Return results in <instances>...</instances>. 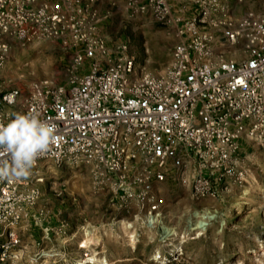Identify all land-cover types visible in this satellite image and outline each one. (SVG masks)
I'll use <instances>...</instances> for the list:
<instances>
[{"label":"built area","instance_id":"2783aa9c","mask_svg":"<svg viewBox=\"0 0 264 264\" xmlns=\"http://www.w3.org/2000/svg\"><path fill=\"white\" fill-rule=\"evenodd\" d=\"M84 1L0 0V76L11 39L30 45L69 38L83 45L74 54V71L105 54L103 41L86 35ZM149 6L158 21L169 15L161 1ZM214 6L222 11L218 29L200 31L198 23L209 15L202 9L179 29L183 41L157 76L139 74L122 46L113 62L91 63L67 88L34 85L23 95L0 77V123L33 111L57 135L28 178L0 182V264H44L40 241L30 253L21 226L41 198L44 164L86 166L97 187H108L125 205L134 203L148 224L165 206L154 184L168 177L196 201L218 199L228 186L245 183L246 172L237 165L242 142L264 153V16L248 13L236 20L227 15L228 4ZM217 49L230 58L215 59ZM54 230L66 236L68 229Z\"/></svg>","mask_w":264,"mask_h":264},{"label":"rangeland","instance_id":"374dc122","mask_svg":"<svg viewBox=\"0 0 264 264\" xmlns=\"http://www.w3.org/2000/svg\"><path fill=\"white\" fill-rule=\"evenodd\" d=\"M150 1L155 0L84 1L86 35L102 40L105 54L86 59L77 71L73 58L83 45L69 38L30 45L11 39L1 83L23 95L34 85L67 88L91 63L113 62L122 46L139 74L157 76L183 41L179 29L202 9L209 15L198 23L200 31L218 29L222 11L215 12V4L219 9L228 4L227 15L236 20L248 13L264 16V0H157L169 9L166 19L158 21ZM227 52L217 49L215 59L223 54L229 59ZM237 165L246 172L245 183L228 186L218 199L196 201L174 177L155 183L154 192L165 206L157 221L148 224L134 203L125 205L108 187H97L86 166L44 164L41 198L22 222L23 240L29 244L31 232H37L35 245L40 241L44 264H94L92 257L95 264H264V153L244 140ZM61 226L67 227L66 236L54 230Z\"/></svg>","mask_w":264,"mask_h":264},{"label":"clouds","instance_id":"9594fccd","mask_svg":"<svg viewBox=\"0 0 264 264\" xmlns=\"http://www.w3.org/2000/svg\"><path fill=\"white\" fill-rule=\"evenodd\" d=\"M56 142V128L36 112L16 113L0 123V182L28 178Z\"/></svg>","mask_w":264,"mask_h":264},{"label":"crops","instance_id":"0c3cea01","mask_svg":"<svg viewBox=\"0 0 264 264\" xmlns=\"http://www.w3.org/2000/svg\"><path fill=\"white\" fill-rule=\"evenodd\" d=\"M32 233V241L29 242V244L31 243L32 244V248L35 247V241L38 240V237H37V232H31Z\"/></svg>","mask_w":264,"mask_h":264},{"label":"bare ground","instance_id":"6f19581e","mask_svg":"<svg viewBox=\"0 0 264 264\" xmlns=\"http://www.w3.org/2000/svg\"><path fill=\"white\" fill-rule=\"evenodd\" d=\"M83 246H87V243H86V242L83 243ZM90 261H91L92 263H94V264H95V263H98L97 259L94 258V257H92V258L90 259ZM80 262H82V260H80L79 263H80Z\"/></svg>","mask_w":264,"mask_h":264}]
</instances>
